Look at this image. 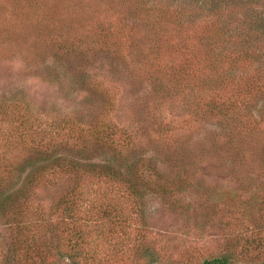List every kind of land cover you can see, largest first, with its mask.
<instances>
[{"label":"rangeland","instance_id":"374dc122","mask_svg":"<svg viewBox=\"0 0 264 264\" xmlns=\"http://www.w3.org/2000/svg\"><path fill=\"white\" fill-rule=\"evenodd\" d=\"M263 63L264 0H0V264H264Z\"/></svg>","mask_w":264,"mask_h":264},{"label":"trees","instance_id":"16d2710c","mask_svg":"<svg viewBox=\"0 0 264 264\" xmlns=\"http://www.w3.org/2000/svg\"><path fill=\"white\" fill-rule=\"evenodd\" d=\"M194 7V6H191ZM187 9H189V6H187ZM261 28V26H259ZM256 30V29H254ZM253 30V31H254ZM257 31V30H256ZM242 33H245V37L247 36V32H241L237 31V34L239 37L240 36H244L242 35ZM260 41V40H259ZM258 40L253 41L251 39H248L246 42V48H237L235 47L234 49H232V51H228L230 54L229 58L234 57L235 60L240 59L238 56V51H243L244 53H246L247 55H249V53L254 54V50H258L260 51L261 49L259 48V42ZM238 50V51H237ZM261 54V53H260ZM258 55L259 57H261L262 55ZM264 66V63L262 64ZM261 69H264L261 66ZM260 68H258L257 65L253 64V66L250 69H246L244 71H238L236 73V78L238 82H242L245 79H250L252 78L256 73L258 74V72H261V77L264 76V72L261 71ZM255 80V79H254ZM247 95L249 96L250 99H252L256 94V91H258L259 89H261L262 91V95L264 94L263 89H264V85H261L260 83L257 84H249L247 83ZM210 112L212 114H214V110L221 114L226 121L227 125H224V129L227 130L229 128V125L231 123V116L234 114H237V110H239V108L237 107V104L235 103V101H229L228 104H224V107H219V105L217 104H211L210 105ZM253 115L257 116V113L254 112ZM115 133L110 132V135L112 136H108V135H101V142H103L104 144H109L110 146H114V150H117V147L115 146V143H117V137L114 136ZM115 159L114 156H110L108 159L97 163V162H88V164L86 165V168L89 169V171L93 172V173H97L100 176H104L106 178H109L111 180L115 179H122V175L121 173H119V171H117L116 165H115ZM62 165L63 170L64 169H68V170H72V171H77L80 170L81 166L76 164V163H72L71 161H65V160H61L59 162ZM44 169L42 168H35L34 167V171H30L27 178L28 179H32L34 182L37 181L42 175H43ZM15 172H9L7 175L5 176H0V184L1 183H7V181H11L9 179V176L13 175ZM2 189V188H1ZM21 190V189H20ZM20 190H13L11 189V187L2 189L1 191V196L2 199L4 200L3 202L7 203L8 205H10L9 207H16V205H19L17 203V200L20 199ZM135 190V189H134ZM19 192V197L17 196ZM233 257L230 254H225L223 256L220 257H216L210 260H205L203 263L201 264H233Z\"/></svg>","mask_w":264,"mask_h":264}]
</instances>
